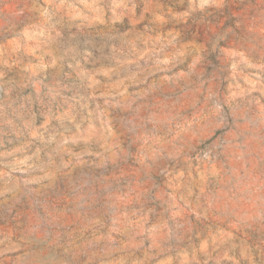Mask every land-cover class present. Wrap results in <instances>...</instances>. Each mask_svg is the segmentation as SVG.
Masks as SVG:
<instances>
[{
    "label": "clouds",
    "instance_id": "1",
    "mask_svg": "<svg viewBox=\"0 0 264 264\" xmlns=\"http://www.w3.org/2000/svg\"><path fill=\"white\" fill-rule=\"evenodd\" d=\"M0 264H264V0H0Z\"/></svg>",
    "mask_w": 264,
    "mask_h": 264
}]
</instances>
